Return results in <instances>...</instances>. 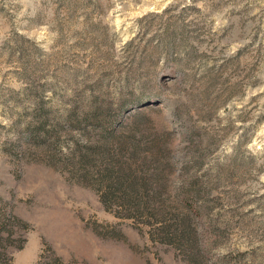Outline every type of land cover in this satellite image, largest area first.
Wrapping results in <instances>:
<instances>
[{"label": "rangeland", "instance_id": "374dc122", "mask_svg": "<svg viewBox=\"0 0 264 264\" xmlns=\"http://www.w3.org/2000/svg\"><path fill=\"white\" fill-rule=\"evenodd\" d=\"M110 155L205 186L204 258L103 209ZM0 210V264H264V0H0Z\"/></svg>", "mask_w": 264, "mask_h": 264}, {"label": "trees", "instance_id": "16d2710c", "mask_svg": "<svg viewBox=\"0 0 264 264\" xmlns=\"http://www.w3.org/2000/svg\"><path fill=\"white\" fill-rule=\"evenodd\" d=\"M97 115L98 113L90 115L96 123L99 122L96 119ZM134 116L145 119V115L139 112ZM102 132L109 138L114 137L115 128L104 126ZM63 160L62 164L70 167L69 172L82 177L81 179L86 175L91 162L85 145L69 150L67 155L63 156ZM101 162L104 163L103 166L96 170L97 183L104 188L98 192V201L105 211L117 218L147 225L148 237L151 240L156 236L162 242L172 240L182 245L191 244L195 246L194 249L196 248V253L200 257L206 256L209 244L206 241L201 242L196 228L193 227V218L199 219L208 209L205 202L208 191L204 185L193 178L183 184L181 190L173 197L166 198L161 195L159 187L153 188L144 178H141L139 183L134 181L126 183L129 173L123 170V162L118 156L110 155L106 162L101 159L97 164L100 165ZM103 177L108 179V183H101ZM6 222V214L0 210V232L4 230ZM44 263L66 264L57 256H52L50 261Z\"/></svg>", "mask_w": 264, "mask_h": 264}]
</instances>
